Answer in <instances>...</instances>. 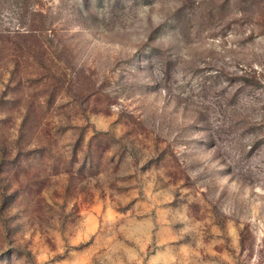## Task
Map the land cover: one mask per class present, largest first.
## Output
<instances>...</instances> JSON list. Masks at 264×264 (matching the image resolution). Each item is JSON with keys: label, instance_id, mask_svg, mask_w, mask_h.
<instances>
[{"label": "rangeland", "instance_id": "374dc122", "mask_svg": "<svg viewBox=\"0 0 264 264\" xmlns=\"http://www.w3.org/2000/svg\"><path fill=\"white\" fill-rule=\"evenodd\" d=\"M0 264H264V0H0Z\"/></svg>", "mask_w": 264, "mask_h": 264}]
</instances>
